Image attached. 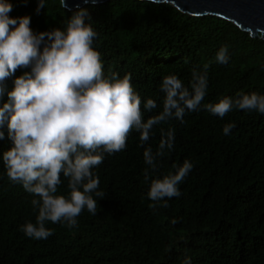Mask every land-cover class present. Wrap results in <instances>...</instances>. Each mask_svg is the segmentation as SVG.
Instances as JSON below:
<instances>
[{
	"label": "trees",
	"instance_id": "obj_1",
	"mask_svg": "<svg viewBox=\"0 0 264 264\" xmlns=\"http://www.w3.org/2000/svg\"><path fill=\"white\" fill-rule=\"evenodd\" d=\"M11 17H30L34 32L63 28L72 12L59 0H7ZM97 37L106 75L131 77L141 97L156 100L162 111V78L177 75L190 88L193 70L208 65V88L203 103H216L257 92L264 94V39L252 37L231 21L217 16H191L163 3L145 0H109L83 6ZM75 10V9H74ZM73 10V11H74ZM12 27V26H10ZM229 48L226 64L216 62L221 46ZM30 68H18L19 76ZM15 77L6 79L7 90ZM5 93L0 104L6 102ZM234 123L230 135L223 127ZM161 129L175 130L174 149L159 158L155 170L144 162L143 151L155 152ZM0 140V155L10 141L7 126ZM140 133L128 134L126 149L105 154L94 168L99 189L96 214L86 209L78 225L46 223L54 234L34 240L20 230L35 222V198L22 185L11 182L0 159V264H264V115L233 109L223 118L203 109L186 111L184 122L171 119L154 126L150 139L140 146ZM193 170L179 185L181 196L168 199L169 207L150 208L151 180L174 172L184 160ZM146 170L148 174L146 175ZM59 194L67 195L68 181L61 174ZM94 195V194H93ZM167 199V198H166ZM176 223H173V220Z\"/></svg>",
	"mask_w": 264,
	"mask_h": 264
},
{
	"label": "clouds",
	"instance_id": "obj_2",
	"mask_svg": "<svg viewBox=\"0 0 264 264\" xmlns=\"http://www.w3.org/2000/svg\"><path fill=\"white\" fill-rule=\"evenodd\" d=\"M149 2L175 6L174 0H145ZM59 5L72 12L66 25L34 32L29 16H9L12 5L0 0V100L7 94L6 102L0 104V140L5 139L6 125L10 141L0 159L7 178L35 197L31 200L38 212L35 222L20 228L34 240H46L54 234L47 222L72 229L85 209L96 214L94 197L103 198L105 193L99 189L100 180L93 169L103 163L105 154L124 151L131 131L140 133V146H144L154 126L173 118L183 123L186 111L203 109L223 118L235 108L264 115V94L257 92L203 103L208 88L206 64L203 72L193 70L190 88L175 74L164 76L160 85L162 111L145 119V112L157 109L156 100L147 99L142 111L131 77L104 73L101 55L93 47L98 34L89 22L88 9L77 5L73 11L66 0H59ZM43 8L46 0H39L37 13ZM215 60L228 62L227 45L219 48ZM18 68L30 71L15 76ZM9 77H15L11 90L5 84ZM234 127V123L226 124L223 134L230 135ZM174 141V129H161L157 150L144 148V162L150 169L158 167L157 161L166 150L174 149ZM173 168L174 172L151 180L147 193L153 202L150 208L161 201L167 208L168 199L180 197L179 185L194 164L186 159ZM61 174L68 181L67 195L58 193ZM184 264H192L191 259L186 258Z\"/></svg>",
	"mask_w": 264,
	"mask_h": 264
},
{
	"label": "water",
	"instance_id": "obj_3",
	"mask_svg": "<svg viewBox=\"0 0 264 264\" xmlns=\"http://www.w3.org/2000/svg\"><path fill=\"white\" fill-rule=\"evenodd\" d=\"M109 0H96L101 4ZM70 9L93 4L89 0H66ZM175 8L191 16L212 15L231 21L252 37L264 39V0H174Z\"/></svg>",
	"mask_w": 264,
	"mask_h": 264
}]
</instances>
